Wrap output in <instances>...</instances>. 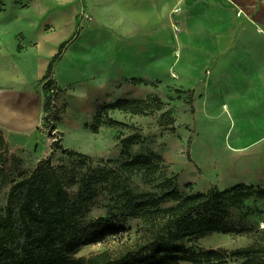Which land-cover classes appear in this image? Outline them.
Here are the masks:
<instances>
[{"label": "rangeland", "instance_id": "obj_1", "mask_svg": "<svg viewBox=\"0 0 264 264\" xmlns=\"http://www.w3.org/2000/svg\"><path fill=\"white\" fill-rule=\"evenodd\" d=\"M193 3L186 13L179 7L173 26L175 40L166 38L160 41L159 47L146 48V51L144 48L138 62L97 64L101 76L91 72L88 77L77 79L83 91L105 93L106 99L78 102L74 87H61L55 67L62 55L53 62L49 73L33 79V89H42L45 93L40 124L26 128L22 131L24 134L0 125L3 136V139L0 137V217L6 215L12 185L41 166L46 173L61 180L77 229H88L101 217H113L124 226L125 230L118 235L77 252L78 256H90L104 250L118 252L151 235L155 227L138 214L137 202L161 197L173 189L182 195H192L238 184L264 187V122L257 124L264 117V41L256 40V51L263 53L256 62L258 55L246 46L249 33L237 29L239 25L245 29L251 24L258 32L264 24L241 16L240 11L229 6L211 11L201 0ZM204 22L217 25L213 37L224 36L229 44L227 52L213 58L196 53L193 46L208 48L209 44L206 46L200 39L192 46L188 35L193 30L188 31V24L197 28ZM14 35L17 45L5 55L15 56L33 48L26 45L23 32ZM9 37L0 30V43ZM62 92L71 93V98L74 94L77 104L68 98L61 99ZM126 99L148 101L146 114L111 109L102 113V124L94 131L95 118L102 107ZM159 101L162 102L160 109L156 103ZM167 111L170 117L165 115ZM250 115L258 117L253 122L257 124L252 126L254 130H250ZM141 155L159 158L161 169L153 177V183L144 171L128 173L122 169L127 160ZM22 201V193L12 199L16 230L9 246L18 251L25 245L19 219ZM176 203L169 198L161 207ZM227 209L228 225L264 231V198L256 193L243 206ZM254 242L264 244L256 233L242 236L211 232L188 245L197 250L231 252ZM229 264H241V261L234 258Z\"/></svg>", "mask_w": 264, "mask_h": 264}, {"label": "crops", "instance_id": "obj_2", "mask_svg": "<svg viewBox=\"0 0 264 264\" xmlns=\"http://www.w3.org/2000/svg\"><path fill=\"white\" fill-rule=\"evenodd\" d=\"M194 1L0 0L3 8L0 11V30L7 32L10 36L0 43V48H2L0 54V125L14 128L20 133L26 128L40 124L44 112L45 93L42 89H33V79L46 74L53 56L59 52L62 45L69 42L56 64V79L61 87H74V90H77L78 100L74 99V94L71 98V93L64 92L61 94V99L68 98L75 104L81 99L83 101L89 99L95 101L97 98L101 100L106 97L105 93L97 95L83 91L84 87L77 82V79L88 77L91 72H96L101 76L102 71L97 64L138 62L140 52L143 53L144 48L146 51V48L159 47L160 41L166 38L175 40L173 26L178 18L177 12H180L179 7L186 13ZM201 1L211 11L215 7L229 6L240 11L241 16L264 24V3L260 0ZM246 27L242 29L239 25L237 29L239 32L245 30L249 33L246 46L251 49L252 53L258 55L256 61L258 62L263 53L256 51V40L264 41V34L256 32L251 24ZM261 27L264 28V25H260L259 30ZM189 28L193 30L188 35L192 46L200 39L205 41L206 46L209 44L208 48L193 46L197 49L196 53L201 52L213 58L227 52L226 48L229 44L224 36L222 38L213 37L218 29L214 22L211 24L204 22L197 28L190 27L188 24V31ZM198 30H201L200 33L195 34ZM16 32H23L26 45L33 48L17 53L15 56L5 55L9 51H14L17 45L16 37L13 36ZM193 35H197L196 38H192ZM237 40L240 42L238 44L240 47L241 35ZM7 46L10 50L6 49ZM51 57L53 58L49 62ZM63 63L66 64V68L62 67ZM239 65L241 64L238 63ZM253 69L254 67H251L250 70L253 71ZM244 71L248 70L244 69ZM262 115L264 116V111ZM257 118L255 115H250V130L252 126L256 127L258 123L264 122V117H259L257 124L253 125Z\"/></svg>", "mask_w": 264, "mask_h": 264}, {"label": "trees", "instance_id": "obj_3", "mask_svg": "<svg viewBox=\"0 0 264 264\" xmlns=\"http://www.w3.org/2000/svg\"><path fill=\"white\" fill-rule=\"evenodd\" d=\"M63 48L64 45L50 62L48 73ZM147 102L126 99L104 105L95 118L94 131L102 124V113L119 109L146 114ZM156 103L160 109L162 102ZM165 115L170 117V112ZM0 137L3 139L2 134ZM125 141L131 143V139ZM64 151L73 153L68 149ZM122 169L128 173L144 171L153 183L161 164L158 157L141 155L127 160ZM17 193L23 194L19 219L24 229L25 245L21 251L9 246L16 230L12 199ZM253 193L264 198V187L238 184L225 190L210 189L192 195H182L173 189L161 197L148 198L137 202L135 208L145 221L155 227L151 235L118 252L104 250L90 256H78L81 248L105 241L125 228L113 217H101L90 228L77 229L67 207L66 191L61 180L38 166L11 187L6 215L0 217V264H229L234 258L241 264H264V244L261 243L254 242L231 252L222 249L197 250L188 245V242L211 232L242 236L256 233L264 240V231L237 228L226 223L227 208L243 206ZM169 198L176 200V205L161 207Z\"/></svg>", "mask_w": 264, "mask_h": 264}, {"label": "bare ground", "instance_id": "obj_4", "mask_svg": "<svg viewBox=\"0 0 264 264\" xmlns=\"http://www.w3.org/2000/svg\"><path fill=\"white\" fill-rule=\"evenodd\" d=\"M259 32H261V33H263V34H264V28H263V27H261V28H260V30H259Z\"/></svg>", "mask_w": 264, "mask_h": 264}, {"label": "built area", "instance_id": "obj_5", "mask_svg": "<svg viewBox=\"0 0 264 264\" xmlns=\"http://www.w3.org/2000/svg\"><path fill=\"white\" fill-rule=\"evenodd\" d=\"M44 122H46V121H44Z\"/></svg>", "mask_w": 264, "mask_h": 264}]
</instances>
